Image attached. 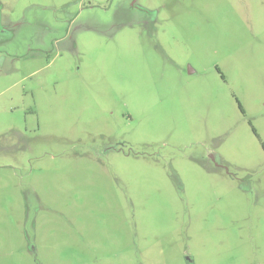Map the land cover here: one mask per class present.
<instances>
[{"label": "rangeland", "instance_id": "obj_1", "mask_svg": "<svg viewBox=\"0 0 264 264\" xmlns=\"http://www.w3.org/2000/svg\"><path fill=\"white\" fill-rule=\"evenodd\" d=\"M0 264H264V0H0Z\"/></svg>", "mask_w": 264, "mask_h": 264}, {"label": "flooded vegetation", "instance_id": "obj_2", "mask_svg": "<svg viewBox=\"0 0 264 264\" xmlns=\"http://www.w3.org/2000/svg\"><path fill=\"white\" fill-rule=\"evenodd\" d=\"M117 149V148H116Z\"/></svg>", "mask_w": 264, "mask_h": 264}]
</instances>
